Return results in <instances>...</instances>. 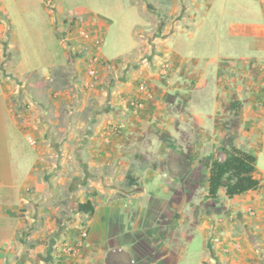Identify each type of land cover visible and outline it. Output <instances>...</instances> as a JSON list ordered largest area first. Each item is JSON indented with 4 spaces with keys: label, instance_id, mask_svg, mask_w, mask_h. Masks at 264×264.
I'll return each instance as SVG.
<instances>
[{
    "label": "crops",
    "instance_id": "1",
    "mask_svg": "<svg viewBox=\"0 0 264 264\" xmlns=\"http://www.w3.org/2000/svg\"><path fill=\"white\" fill-rule=\"evenodd\" d=\"M131 5L145 28L129 29L113 58L103 53L111 23L68 13L78 21L66 34L72 47L65 61L51 58L45 77L18 59L20 45L5 39L0 20V264H176L178 236L165 226L175 216L156 238L107 245L118 197H137L158 172L184 180L204 166L208 189L210 164L229 145L241 148V136L243 146L264 150V0ZM81 27L97 31L110 62L98 80L87 74L86 45L99 52ZM134 100L144 106L134 109ZM256 176L260 187L231 202L224 189L216 200L206 193L201 228L212 236L200 264H264L258 162ZM88 201L93 214L79 210ZM84 228L81 248L63 253Z\"/></svg>",
    "mask_w": 264,
    "mask_h": 264
},
{
    "label": "rangeland",
    "instance_id": "2",
    "mask_svg": "<svg viewBox=\"0 0 264 264\" xmlns=\"http://www.w3.org/2000/svg\"><path fill=\"white\" fill-rule=\"evenodd\" d=\"M131 6V0H0V20L7 26L5 39L15 37L20 45L18 59L20 57L27 64L31 61V65H35L36 75L45 77L51 70V58L55 56L56 61L64 60L66 51L71 47L69 44L72 41H63L62 33L65 31L67 34L78 21L65 20L68 13L85 10L84 13L89 11L96 19L110 22L111 27L104 37L103 53L113 58L119 52L120 38H126L129 29L145 28L140 23V11L132 12ZM27 76L25 74L22 78ZM247 139L240 137V149L258 157V166L264 170V150L243 146L241 141ZM153 163L155 165L157 162ZM207 171V167H199L193 176L184 180H173L171 175L164 176L163 172H158L153 184L146 183V190L137 197H118L115 213L112 214L115 226L110 235H105L107 245H128L126 241L139 236L156 238L164 227L162 222L175 216L173 224L165 226H171L178 236L180 260L176 264H200L205 245L212 236V231L206 233V229L201 228L200 220L206 211L203 204L208 192L205 180ZM172 182L176 190L172 189ZM126 183L130 185L131 182L127 180ZM220 196L223 201L231 202L225 195ZM172 214L173 217L170 216ZM99 224H96L93 233L96 232L97 236ZM165 230L168 232L166 227Z\"/></svg>",
    "mask_w": 264,
    "mask_h": 264
},
{
    "label": "trees",
    "instance_id": "3",
    "mask_svg": "<svg viewBox=\"0 0 264 264\" xmlns=\"http://www.w3.org/2000/svg\"><path fill=\"white\" fill-rule=\"evenodd\" d=\"M223 157L216 159L209 166L208 194L209 199L219 198L221 189L228 198L242 195L260 187L261 180L256 176L257 157L235 146L222 149ZM128 181L134 183V178L128 175ZM79 210L93 214L95 208L88 201L79 203Z\"/></svg>",
    "mask_w": 264,
    "mask_h": 264
},
{
    "label": "built area",
    "instance_id": "4",
    "mask_svg": "<svg viewBox=\"0 0 264 264\" xmlns=\"http://www.w3.org/2000/svg\"><path fill=\"white\" fill-rule=\"evenodd\" d=\"M81 35L82 37L89 41L90 44H92V47L95 48L99 53H90V46L86 45L88 48V52L90 54V56L87 59L88 62V68H87V74L91 77L94 78L96 80H98L100 78V69L103 68L104 66L110 65L109 61L105 60L102 58V52H101V46H102V39L100 38V36L97 34V31L94 30H88L87 28H81L80 29ZM63 40L65 42H70L71 39L69 37H67V35L65 34L63 37ZM72 47V44H69ZM86 46H83L82 48H80L79 50V54H83L85 55V51H86ZM169 67V63L165 62L164 63V69H167ZM140 89L146 90L147 87L146 85L142 84L140 86ZM132 106L134 107V109H140L142 108L144 105L141 101H133L132 102ZM80 236H81V241H79L75 246H64L62 248V252L63 253H68V254H74L76 253L79 248H81L82 246V240H84L87 236H88V231L86 228L82 229L80 232ZM11 247V246H10ZM9 247V249H10Z\"/></svg>",
    "mask_w": 264,
    "mask_h": 264
}]
</instances>
